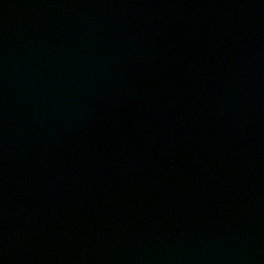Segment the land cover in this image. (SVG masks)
I'll return each instance as SVG.
<instances>
[{
  "label": "water",
  "instance_id": "obj_1",
  "mask_svg": "<svg viewBox=\"0 0 264 264\" xmlns=\"http://www.w3.org/2000/svg\"><path fill=\"white\" fill-rule=\"evenodd\" d=\"M0 264H264V0H0Z\"/></svg>",
  "mask_w": 264,
  "mask_h": 264
}]
</instances>
